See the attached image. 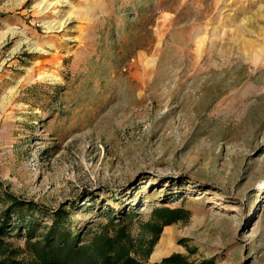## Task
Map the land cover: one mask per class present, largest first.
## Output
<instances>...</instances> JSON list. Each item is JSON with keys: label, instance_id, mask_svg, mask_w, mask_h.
Wrapping results in <instances>:
<instances>
[{"label": "rangeland", "instance_id": "obj_1", "mask_svg": "<svg viewBox=\"0 0 264 264\" xmlns=\"http://www.w3.org/2000/svg\"><path fill=\"white\" fill-rule=\"evenodd\" d=\"M43 1L0 0L2 185L55 208L175 181L191 216L151 260L264 264V0Z\"/></svg>", "mask_w": 264, "mask_h": 264}, {"label": "trees", "instance_id": "obj_2", "mask_svg": "<svg viewBox=\"0 0 264 264\" xmlns=\"http://www.w3.org/2000/svg\"><path fill=\"white\" fill-rule=\"evenodd\" d=\"M170 184L176 186L161 180L163 189L154 198L155 186L140 198L136 191L97 190L93 196L86 190L85 203L71 200L49 208L0 182V264H213L181 253L150 261L165 227L191 216L184 206L170 205Z\"/></svg>", "mask_w": 264, "mask_h": 264}, {"label": "bare ground", "instance_id": "obj_3", "mask_svg": "<svg viewBox=\"0 0 264 264\" xmlns=\"http://www.w3.org/2000/svg\"><path fill=\"white\" fill-rule=\"evenodd\" d=\"M45 1V0H44ZM44 1H43V4H42V6H43V8H42V11H48L52 6H55L56 4H58V3H61V0H54V2L53 1H49V2H45L44 3ZM40 3V2H39ZM39 6H41V4L39 5ZM41 6V7H42ZM46 22V21H45ZM53 22V21H52ZM46 24H47V22H46ZM55 24V23H54ZM54 24L53 23H48L47 24V29L50 31V30H54L55 29V26H54ZM62 26V25H61ZM8 30V32H10V33H15V31L16 30H14L13 28H9V29H7ZM6 36V34L5 33H0V41H2L3 39H4V37ZM169 250H171V245H170V243L169 242H167V240H166V238H162L160 241H159V243H158V245L156 246V248H155V251H154V257H159V256H161V255H163V254H165V253H167Z\"/></svg>", "mask_w": 264, "mask_h": 264}, {"label": "crops", "instance_id": "obj_4", "mask_svg": "<svg viewBox=\"0 0 264 264\" xmlns=\"http://www.w3.org/2000/svg\"><path fill=\"white\" fill-rule=\"evenodd\" d=\"M151 256H152V254H151ZM159 260H160V259H159ZM150 261L155 262V261H158V259H157V258H155V259H153V260L150 259Z\"/></svg>", "mask_w": 264, "mask_h": 264}]
</instances>
